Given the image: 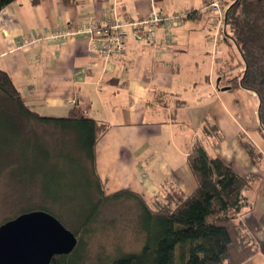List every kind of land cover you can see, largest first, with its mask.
Returning a JSON list of instances; mask_svg holds the SVG:
<instances>
[{"label": "crops", "instance_id": "obj_1", "mask_svg": "<svg viewBox=\"0 0 264 264\" xmlns=\"http://www.w3.org/2000/svg\"><path fill=\"white\" fill-rule=\"evenodd\" d=\"M154 3L14 0L0 12V70L31 112L64 118L76 108L105 126L94 151L105 194L128 190L146 202L171 189L189 195L196 181L187 156L195 144L225 161L249 182L243 191L247 205L237 220L257 252L242 264H264V131L258 98L239 80L229 83L243 68L234 72L230 51L219 48L223 25L212 11L205 10V16L182 0H163L166 13L159 11L187 13V18L169 29L168 40L162 29L152 43L136 40L126 24L150 16ZM114 19L125 33L121 57L94 53L87 32L59 42H32L33 32L48 35L64 27L75 32L78 25L95 29ZM203 19L219 31L211 48L198 30ZM227 46L241 64L236 48Z\"/></svg>", "mask_w": 264, "mask_h": 264}, {"label": "trees", "instance_id": "obj_2", "mask_svg": "<svg viewBox=\"0 0 264 264\" xmlns=\"http://www.w3.org/2000/svg\"><path fill=\"white\" fill-rule=\"evenodd\" d=\"M13 1L0 0V12ZM32 2L36 4L39 0ZM224 7L225 41L236 48L242 61L237 67L243 68L242 74L229 83L239 80L243 89L256 94L259 124L264 131V0H232L224 3ZM1 113L60 127L75 136L83 158L80 170L88 178L85 169L89 166L91 179H88L92 183L89 190L96 188L99 194L83 225L90 223L102 202L120 198L136 201L145 241L140 252L123 255L112 264H242L257 252L253 240L237 220L247 205L243 191L248 180L237 175L222 159L209 157L201 145L195 144L187 156V165L196 181L192 193L184 195L171 189L146 202L128 190L105 194L95 172L94 155L96 142L105 131L103 124L82 117L76 108L64 118L31 112L3 70H0ZM29 211L33 210L21 213ZM77 248L78 243L70 254L56 256L50 264H74L71 259L78 253Z\"/></svg>", "mask_w": 264, "mask_h": 264}, {"label": "rangeland", "instance_id": "obj_3", "mask_svg": "<svg viewBox=\"0 0 264 264\" xmlns=\"http://www.w3.org/2000/svg\"><path fill=\"white\" fill-rule=\"evenodd\" d=\"M154 1L158 10H164L163 0ZM182 1L207 14L204 6L209 0ZM201 25L198 30L209 38L211 48L219 31L207 20ZM219 46L226 54L230 51V64L238 72V61L223 37ZM63 130L12 113L0 114V225L25 210L48 211L77 237L74 264H112L116 258L140 252L145 236L134 199L102 202L90 223L83 225L99 194L96 188L89 190V166L88 178L80 170L83 158L75 136Z\"/></svg>", "mask_w": 264, "mask_h": 264}, {"label": "water", "instance_id": "obj_4", "mask_svg": "<svg viewBox=\"0 0 264 264\" xmlns=\"http://www.w3.org/2000/svg\"><path fill=\"white\" fill-rule=\"evenodd\" d=\"M77 243L75 234L50 213L24 212L0 225V264H50Z\"/></svg>", "mask_w": 264, "mask_h": 264}, {"label": "built area", "instance_id": "obj_5", "mask_svg": "<svg viewBox=\"0 0 264 264\" xmlns=\"http://www.w3.org/2000/svg\"><path fill=\"white\" fill-rule=\"evenodd\" d=\"M232 0H210L205 6V10L212 11L220 18V23L224 24V3ZM223 5V8H222ZM185 18L187 13H178L173 15L164 14L157 9H153L151 15L136 21L127 23V26L132 27L134 36L138 41L146 43L154 42V34L158 29H162L168 40V31L172 26L179 25ZM121 25L116 19L107 22L103 27L92 29L89 25H78V29L73 32L67 28L54 29L48 35L40 32L31 33L32 42L52 40L59 42L67 39L75 34L87 32L89 34L91 49L94 53L105 59L121 57L125 54V33L122 31ZM22 46H18L20 48Z\"/></svg>", "mask_w": 264, "mask_h": 264}]
</instances>
